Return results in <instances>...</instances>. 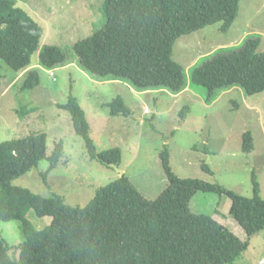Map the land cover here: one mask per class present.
Returning <instances> with one entry per match:
<instances>
[{
    "label": "trees",
    "instance_id": "trees-1",
    "mask_svg": "<svg viewBox=\"0 0 264 264\" xmlns=\"http://www.w3.org/2000/svg\"><path fill=\"white\" fill-rule=\"evenodd\" d=\"M240 0H104L106 23L93 35L74 45L75 61L57 46L41 48L40 24L15 0H0V60L16 72L39 65L52 70L75 63L97 81L122 80L138 92L166 90L174 95L189 88L182 65L173 59V46L182 35L220 23L227 31L237 17ZM260 38L240 47L223 48L191 68L190 84L207 90L205 101L239 87L250 96L264 91V52ZM1 69V66H0ZM39 85L37 69H30L23 89ZM112 115H130L122 98L106 104ZM76 134L84 137L89 153L105 165L121 164L118 148L97 153L88 138V124L77 99L64 105ZM46 134L38 133L0 143V221L18 220L24 240L9 246L0 238V264H233L247 249L222 220L234 219L248 236L264 229V198L253 175V196L244 197L219 183L180 178L171 169L165 148L160 157L168 177L165 189L147 198L125 174L99 188L84 207L67 205L57 194L44 197L13 185V181L47 159V173L60 162L64 147L58 143L47 156ZM254 148L252 134L243 136V151ZM207 171L209 166L203 165ZM212 172V171H211ZM46 178V175L45 177ZM45 180V179H44ZM198 191L220 197L212 214L190 207ZM227 195L228 215L219 206ZM33 210L50 225L37 229L28 219ZM263 260V259H262Z\"/></svg>",
    "mask_w": 264,
    "mask_h": 264
},
{
    "label": "rangeland",
    "instance_id": "rangeland-1",
    "mask_svg": "<svg viewBox=\"0 0 264 264\" xmlns=\"http://www.w3.org/2000/svg\"><path fill=\"white\" fill-rule=\"evenodd\" d=\"M15 1L43 28L41 48L60 47L70 61L77 59L75 43L106 23L104 0ZM220 26L216 23L176 40L173 59L183 66L189 84L188 92L177 97L166 90L138 92L122 80L100 82L75 64L52 69L54 77L44 68L37 69L39 85L32 89H23L28 73L8 88L17 73L0 60V143L44 133L47 156L58 143L64 147L54 170L47 173L50 162L44 159L13 185L44 197L57 194L67 205L84 207L99 188L125 174L147 198L154 199L168 184L160 157L167 148L171 169L178 177L219 183L251 198L255 174L264 198V91L248 96L237 87L208 104L207 90L190 84L191 68L220 49L240 47L255 37L260 38L257 51L264 52V0H240L230 28L221 31ZM38 61V53L33 54L32 63ZM69 96L77 99L85 113L88 138L96 152L120 149L122 174L93 158L86 139L76 134L71 115L63 107ZM118 97L130 115L110 113L106 104ZM247 131L253 137L250 152L243 151ZM221 199L219 208L228 215L232 201L227 195ZM219 200L215 193L198 191L190 207L194 212L212 214ZM26 217L37 229L52 222L51 217L40 218L33 210ZM221 220L238 238L248 241L233 264H259L264 259V229L248 236L234 219ZM0 238L13 246L10 257H18L14 247L24 240L21 222L0 221Z\"/></svg>",
    "mask_w": 264,
    "mask_h": 264
},
{
    "label": "crops",
    "instance_id": "crops-1",
    "mask_svg": "<svg viewBox=\"0 0 264 264\" xmlns=\"http://www.w3.org/2000/svg\"><path fill=\"white\" fill-rule=\"evenodd\" d=\"M38 58H39V55H38ZM73 64H75V63H73ZM72 64H68V65H66V66H71ZM76 65V64H75ZM77 66V65H76ZM32 68H41V66L39 65V61H38V63L37 64H34V63H32V66H31V68L30 69H32ZM28 70L29 69H27V70H24V71H22V72H16L17 73V76L16 77H14V81L9 85V87L8 88H10L17 80H19L21 77H23V75H25V73H28ZM112 81H117V80H112ZM5 89V90H9V89ZM234 88H237V87H234ZM234 88H232V89H234ZM232 89H230V90H232ZM132 90V89H131ZM227 91H229V90H227ZM149 92V91H148ZM148 92H143V93H148ZM186 92H188V88L187 89H185V91H183L181 94H178V95H175L176 97L177 96H180V95H182V94H184V93H186Z\"/></svg>",
    "mask_w": 264,
    "mask_h": 264
},
{
    "label": "water",
    "instance_id": "water-1",
    "mask_svg": "<svg viewBox=\"0 0 264 264\" xmlns=\"http://www.w3.org/2000/svg\"><path fill=\"white\" fill-rule=\"evenodd\" d=\"M109 166L112 167V168H114V169H116V170H118V172H119L120 174H122V170L119 169V166H118L117 164H109Z\"/></svg>",
    "mask_w": 264,
    "mask_h": 264
},
{
    "label": "built area",
    "instance_id": "built-area-1",
    "mask_svg": "<svg viewBox=\"0 0 264 264\" xmlns=\"http://www.w3.org/2000/svg\"><path fill=\"white\" fill-rule=\"evenodd\" d=\"M50 76L54 77V73L51 71ZM259 264H264V259L259 262Z\"/></svg>",
    "mask_w": 264,
    "mask_h": 264
},
{
    "label": "clouds",
    "instance_id": "clouds-1",
    "mask_svg": "<svg viewBox=\"0 0 264 264\" xmlns=\"http://www.w3.org/2000/svg\"><path fill=\"white\" fill-rule=\"evenodd\" d=\"M31 68V67H30ZM42 68V67H41ZM32 69H39V68H32ZM30 70V69H29ZM49 73L52 71V70H48ZM53 72V71H52ZM54 73V72H53ZM123 175V174H122Z\"/></svg>",
    "mask_w": 264,
    "mask_h": 264
}]
</instances>
